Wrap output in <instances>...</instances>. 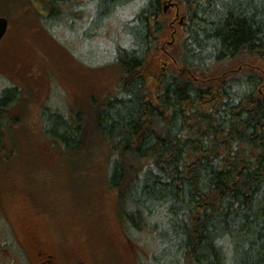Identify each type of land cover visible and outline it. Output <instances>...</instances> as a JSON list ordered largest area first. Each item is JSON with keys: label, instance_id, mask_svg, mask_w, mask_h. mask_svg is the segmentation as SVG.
<instances>
[{"label": "trees", "instance_id": "obj_1", "mask_svg": "<svg viewBox=\"0 0 264 264\" xmlns=\"http://www.w3.org/2000/svg\"><path fill=\"white\" fill-rule=\"evenodd\" d=\"M34 1L40 9L31 0L9 6L50 26L93 7L99 25L126 0ZM141 1L112 65L116 88L92 97L75 123L71 106L46 116L51 145L105 157L124 233L148 228L160 243L153 264H264V1L176 0L183 23L171 45L176 61L164 69V0ZM13 88L0 96L1 125Z\"/></svg>", "mask_w": 264, "mask_h": 264}, {"label": "rangeland", "instance_id": "obj_2", "mask_svg": "<svg viewBox=\"0 0 264 264\" xmlns=\"http://www.w3.org/2000/svg\"><path fill=\"white\" fill-rule=\"evenodd\" d=\"M5 1L0 14L10 27L0 45V96L8 86L16 85L17 93L8 107L11 119L0 122V264H42L48 255L53 264H153L160 243L148 228L126 237L106 185L105 157L88 148L71 154L55 138L51 145L46 118L63 117L71 106L75 123L78 111L89 112L92 97L111 94L117 55L131 40L126 27L144 2L124 1L99 25L89 7L88 14L50 26L40 14L9 6L17 0ZM263 1L251 0L260 7ZM167 14L162 54L179 29L174 9ZM257 68L264 72L263 64Z\"/></svg>", "mask_w": 264, "mask_h": 264}, {"label": "water", "instance_id": "obj_3", "mask_svg": "<svg viewBox=\"0 0 264 264\" xmlns=\"http://www.w3.org/2000/svg\"><path fill=\"white\" fill-rule=\"evenodd\" d=\"M9 26V21L6 17H0V41L5 36Z\"/></svg>", "mask_w": 264, "mask_h": 264}, {"label": "flooded vegetation", "instance_id": "obj_4", "mask_svg": "<svg viewBox=\"0 0 264 264\" xmlns=\"http://www.w3.org/2000/svg\"><path fill=\"white\" fill-rule=\"evenodd\" d=\"M31 228L33 229L32 226ZM53 261H54L53 255H48V258L46 259V261H43L42 264H53Z\"/></svg>", "mask_w": 264, "mask_h": 264}]
</instances>
